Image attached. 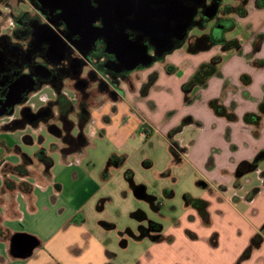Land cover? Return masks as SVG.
Returning a JSON list of instances; mask_svg holds the SVG:
<instances>
[{"label": "crops", "instance_id": "obj_1", "mask_svg": "<svg viewBox=\"0 0 264 264\" xmlns=\"http://www.w3.org/2000/svg\"><path fill=\"white\" fill-rule=\"evenodd\" d=\"M255 1L248 0L247 14L243 17L234 16V19L236 22L241 21V26L250 30V40L253 34L263 33L262 44L257 51H253L249 43L240 44L241 52L233 48L223 51L219 45L197 50L187 49L184 52L179 51L180 47H178L165 55L160 61L162 64L151 65L150 71L133 82V87L123 82L121 84L123 95L117 98L107 97L109 100L104 103V107L109 106L113 110V119L123 117L125 123L131 117L127 124H123L124 128L128 124L129 127L125 129L127 132L121 133L122 138L128 135L129 129L130 131L139 129V134L143 131L151 138L155 134H160L166 139L170 149L171 147L174 149L178 161L187 158L192 150V158L196 159L199 146L203 153L198 157L200 159L198 163L202 165L205 161V166L211 161L215 165L216 158L222 151L232 153L241 148H248V157L237 161L235 163L237 165L242 160H252L257 152L264 149V115L258 124L243 121V115L246 112H258L259 104L264 99V66L256 67L253 64L255 60L264 59V6L257 7ZM216 55L220 56L218 63L220 75H213L208 78L204 86H195L191 89L189 96L192 101L186 104L182 84L187 81L200 63L207 62ZM151 73H155L156 77L143 96L140 94V87ZM243 74L250 77L249 83L244 84L241 81ZM44 85L50 86L49 84L42 86ZM64 92L73 98L71 93ZM55 96L56 93L52 98L41 99L45 103L42 105L54 100ZM211 99L219 100L222 105L235 113L237 119L229 121L215 114L208 104ZM104 113H108V110ZM187 115L197 123L183 126L181 131L170 138L168 132ZM14 116L16 113L3 116L8 119L0 122L2 130L0 137L4 141L2 148L7 155L5 158L0 156V215L2 217L0 264H232L240 255L241 252L236 259H222L221 244L225 241L223 230L209 226L208 229L205 228L203 232H199L193 224L195 222L202 225L195 210H192L196 213L195 221L189 220V214L195 213L191 212L187 216L191 224H182L181 221L176 223L180 228L179 234L173 235L168 232L162 234L161 225L158 233L165 237L162 240H155V232L148 230L146 234H141L143 237L141 235L134 237L135 249L131 248L129 241L119 240L117 243L113 233H110L115 226L112 220L98 215V212L104 210L106 204L112 199V192L106 185L111 175L104 177L90 170L88 166L78 165L77 170L73 171L66 181L58 183L55 182L50 172L52 166L45 173L42 165L34 161L29 168L30 175L24 177L15 174L6 175L15 184L21 181L29 182L31 198L28 199L23 192L17 189L8 190L4 184L5 176L1 171L2 165L4 163L16 165L21 162V154L25 152L21 150L20 145L24 136H29L26 126L21 128L22 130L5 126ZM189 125L204 134L189 142L183 141L179 135ZM205 137L210 139L209 145L206 144ZM171 139L175 142L174 145ZM24 143H31V140H24ZM78 153L80 152L69 154L65 158L62 155L61 157L66 162L71 155ZM33 154L27 155L33 156ZM37 167L42 168L38 177L32 173ZM251 173L258 174L260 180L257 177L249 179L252 185H249L250 188L246 194L239 198L233 196L231 200L236 202L243 199L247 204L245 212L248 216L245 219L251 230L246 245L250 237L264 224V159ZM129 180L134 192V185L137 184L132 182V178ZM236 183L241 187L238 180ZM205 184H207L206 181L202 182V185ZM254 189H257L256 192L249 198ZM145 190L144 186V192ZM162 193L167 195L170 192L163 190ZM145 194L148 195L146 192ZM135 196L150 202L153 208L152 202L155 198L151 195H148L151 200L141 198L136 194ZM217 199L219 202L222 200L220 196ZM13 200L16 201L14 208L9 204ZM218 212L221 213L220 210ZM132 215L138 221L145 219V216L137 213ZM229 225L232 226L230 230L233 234L240 232L237 228L238 224ZM187 230L196 233L197 237L189 238ZM16 233L29 234L37 241L31 253L25 257H15L10 253V241ZM213 233L218 234L216 246L209 243V237ZM260 247L253 250L251 256L240 264H250V262L254 264L251 259ZM260 257L259 264H264V250Z\"/></svg>", "mask_w": 264, "mask_h": 264}, {"label": "rangeland", "instance_id": "obj_2", "mask_svg": "<svg viewBox=\"0 0 264 264\" xmlns=\"http://www.w3.org/2000/svg\"><path fill=\"white\" fill-rule=\"evenodd\" d=\"M223 3L234 5L237 2L235 0H223ZM31 9V6L26 0H0V33L7 34L10 32L14 25L12 15L21 11H29V13L32 14L34 10ZM241 23V21L236 22L234 20L233 27L224 32V38L225 40L236 38L241 45L248 43L252 45L256 34H253L250 40V30L245 26H241ZM198 33L200 32L196 29L190 32V34ZM187 49L189 48L185 43L180 47L179 51L184 52ZM154 64L160 65L162 63L159 61ZM150 67L133 71L129 77V85L132 86L133 82L150 71ZM73 88L72 84H70L64 88V91L73 95ZM54 93L53 88L44 85L40 89L32 92L23 105L29 106L30 109L34 108L37 110L39 107L43 106L42 104H45L41 99L52 98ZM99 93L95 92L93 95L96 96L97 105L90 107V120L83 128V132L88 138V144L84 147L82 152L77 155H71L65 162L61 157L60 150L52 147L53 144H61H59L54 134L48 130L47 125L44 123H40L38 127L26 125V132L29 134L31 143H24L23 140L20 145L21 150L29 155H32L40 149L47 150L53 162L50 172L55 182L58 183L66 181L71 173L77 170L78 165L82 167L88 166L90 170H93L99 175H102L104 172L109 173L111 176L106 185L109 191L112 192V199L106 204L104 210L98 212V215L112 220L111 222L115 226L110 230V233H113L117 243H119V240H126L132 245L131 248L135 249L136 242L134 237L141 235L139 226L143 225L147 227L149 221L161 224L163 227L162 234L165 232L172 233L173 235L179 234L180 228L176 223L178 221H181L182 224L190 223L187 216L192 210H195L186 201L185 196L188 195L192 198L206 200L208 203L207 212L209 214V222H202L199 216L200 219L198 220L202 225L194 222V227H197L199 232H203V230L205 228L208 229L209 226L215 229L217 227L221 228L225 238V241L221 244V258L224 260L236 259V256H238L246 246L251 227L246 224L247 221L245 218H247L246 216L248 215L245 212L247 207L245 200L237 199L238 201L236 202L231 200L233 196H235V198L244 196L250 188L249 185L251 182L248 180L253 177L258 178V174L254 175L251 172L240 177L235 176V163L244 157H248V148H241L232 153L222 151L219 157L216 158L215 165H213L211 161L205 166V161L202 165L198 163L200 161L198 157L203 153V150L198 146V151L196 152L198 155L196 159L192 158V150L191 153L187 155V158L178 161L172 155L166 139L160 134H155L151 138L146 136L143 131L139 134V129L132 131L129 129L128 135L122 138L121 133L127 132L125 129L129 127L128 124V126L124 128L123 124H127L131 120V117L130 120L125 123L123 122V117H119L116 120L113 119V110L110 109L109 106L104 107V103L109 99L106 96H99ZM19 108L20 107H16L15 110ZM51 109L54 113L53 117L48 121H44L46 123H56V119H54L56 109L54 107ZM107 110L108 113H104V111ZM15 113L17 114V112ZM105 116L109 118L108 121L104 120ZM7 119L8 117H1L0 122ZM19 129L22 130L21 128ZM0 131H2L1 127ZM77 133L78 128H75L73 134ZM198 133L199 130L197 128L189 125L188 128L180 133L179 138L189 142L204 134L199 133L198 135ZM2 140V137H0V156L1 158H5L7 155L2 148L4 145V141ZM205 140L206 144L209 145L211 142L210 139L205 137ZM113 154L119 159L123 157L119 165L108 163V159ZM68 161H70L69 164ZM38 167L32 172L36 177L42 172V168ZM127 171L131 172L132 182L135 184H143L146 188L145 192L155 198L154 203L158 205V209H153L150 206V202L135 196L131 188L130 180L126 177ZM237 180L241 187L237 185ZM204 181H206L207 184L202 185ZM163 190H168L170 193L164 195L162 193ZM218 196L222 199L220 202L217 199ZM9 204L14 208L16 201H10ZM218 210H220L221 213H219ZM133 213H137L138 215L143 214L145 219L138 221V219L132 215ZM195 219L196 213L189 214V220L195 221ZM1 220L2 217L0 215V223ZM229 224H238L237 228L240 232L233 234L231 231L232 226ZM127 229L130 230L128 231ZM118 232H120L121 235ZM150 233L152 234V232ZM186 233L189 238H191L188 235L189 233L197 237V234L191 230H187ZM146 237L149 238L148 236ZM131 248L128 249L129 253L131 252ZM263 250L264 243L260 249L254 253L251 259L254 264H259L261 252ZM135 252L137 253L138 251ZM251 263L252 262H250V264Z\"/></svg>", "mask_w": 264, "mask_h": 264}, {"label": "water", "instance_id": "obj_3", "mask_svg": "<svg viewBox=\"0 0 264 264\" xmlns=\"http://www.w3.org/2000/svg\"><path fill=\"white\" fill-rule=\"evenodd\" d=\"M41 9L63 21L69 35L60 37L56 24L48 19L46 23L34 24L32 45L45 46V56L50 65L61 64L69 54V48L76 49L83 55V49L94 48L97 42H103L108 54L114 56L115 72H130L136 68H148L157 60L149 53L146 42L159 47V56L166 55L178 48L173 37L182 41L189 31L192 18L199 7H204L206 0H139L137 4H127L122 0H38ZM221 0L211 4L210 12L205 16L211 20ZM44 10V12H43ZM127 29L136 33L131 38ZM221 27H217L220 31ZM220 35V32H219ZM74 38V39H73ZM5 42V40H4ZM5 45L7 46L8 44ZM210 48V47H207ZM13 50L18 51L17 48ZM7 51H0V87H4L0 96V117L11 116L15 107L27 101L29 94L35 91V76L43 71L44 77L50 74L49 65L34 63L33 69L20 73L3 74L10 69L5 68ZM30 52V51H29ZM29 54V53H27ZM73 73L80 75L85 62L79 57L71 59ZM31 61V59H29ZM121 66V67H120ZM40 81L39 86L43 84ZM118 90V89H117ZM120 95L123 90L119 89ZM143 237V235H141ZM36 239L25 233H16L10 241V253L15 257H25L31 253Z\"/></svg>", "mask_w": 264, "mask_h": 264}, {"label": "trees", "instance_id": "obj_4", "mask_svg": "<svg viewBox=\"0 0 264 264\" xmlns=\"http://www.w3.org/2000/svg\"><path fill=\"white\" fill-rule=\"evenodd\" d=\"M237 3L234 5L226 4V14L230 16V23L229 25L224 28V26H221V31L218 40L211 42L207 45L202 46H194L191 47L190 50H197L199 48H207L211 45H219L221 49L228 50V49H237L239 52H241L240 49V43L236 38H232L229 40H225L224 38V32L229 30L234 25V16L243 17L247 14V1L248 0H235ZM255 5L257 7L264 6L263 3L256 0ZM28 13L27 11H21L15 15H12L13 19V27L11 28L10 32L7 34H1L0 33V45H4V40L10 41L11 47H17L19 49V52H14V54L9 55L7 50H4L3 52L7 51L5 53L6 57V63L5 68L10 69L9 71H5L3 74H12L15 72L14 70H19L22 67H25L24 65L25 60L23 58V55L27 52V48H23V44H21V41H26L27 39L30 40L32 35V26L26 24V18L25 14ZM201 39V38H200ZM15 40V41H13ZM263 40V34L259 33L255 36L253 42H252V49L253 51H257L260 47V44ZM7 41V42H8ZM1 49V48H0ZM31 55V54H30ZM22 56V59L20 58ZM24 61V62H23ZM220 61V56L216 55L213 56L209 61L202 62L198 65L196 70L190 75V77L187 79L186 82L182 84V91L184 93V100L186 104H189L192 101V98L189 96V93L191 89H193L195 86H204L208 80L209 77L213 75H220V72L218 70V63ZM101 62H98L95 66H93V71L97 74L107 75V71L103 70L99 64ZM253 64L256 67H263L264 66V59L261 60H255L253 61ZM67 65V64H66ZM50 71L52 70L49 67ZM170 71V70H169ZM156 77L155 73H151L148 76V79L141 85L140 87V94L145 95L153 83L154 79ZM241 81L244 84H247L250 82V77L246 74L241 75ZM43 84H49L53 90L56 93L55 99L48 101L46 105L41 106L38 108L36 112H34L35 120L29 123V118L24 117L23 115L20 118L12 119L10 120L5 126L7 128L15 129V128H23L27 124H30L34 126L36 124L37 120L40 121H48L53 117V111L51 109L54 107L56 109L55 117L56 123H47L48 130L54 134L56 139L58 140L59 144H53L52 147L58 148L60 150V153L63 158H65L69 154L81 152L84 147L88 144V138L83 132L84 126L89 122L91 112L90 107L97 105V101L95 99L96 96H93L95 92H100L99 96H106L108 97L104 91H95L88 94H82L81 92L77 91V89L73 88V98H70L65 92L64 89L62 90L60 88V84L57 81H51L49 79H44ZM103 82V81H102ZM105 84V83H104ZM39 86V85H38ZM39 87H37L38 89ZM36 89V90H37ZM61 90V91H60ZM58 91H60L58 93ZM3 92V90H2ZM110 98V97H108ZM210 108L215 112V114L219 116L225 117L229 121H234L237 119L235 113L232 110L227 109L224 105H222L219 100L217 99H211L208 102ZM264 115V99L259 104L258 112H246L243 115V121L245 123L250 124H258ZM104 120L108 121L109 118L107 116L104 117ZM194 119L187 115L182 118L181 122L172 128L168 135L170 138L177 132L181 131L183 126L187 124L194 123ZM197 123V122H196ZM75 128H78V133L73 134V130ZM29 136L25 135L24 140H29ZM74 140L75 145L69 146V141ZM171 143L174 145V141L171 139ZM172 155L175 159H178V156L174 149L171 147ZM123 159L121 157L120 159L115 156L114 154L110 156L108 159V163H113L115 165H119L120 161ZM264 159V149L260 150L256 153V155L253 157L252 160H242L237 163L235 167V176L240 177L248 172L255 171L258 168L259 163ZM36 161L40 165H42L45 173L48 171V169L52 166L53 162L51 157H49L47 150L40 149L37 152L33 154V156H29L25 153L21 154V162L16 165H10L8 163H4L2 165V174L5 176L4 184L5 187L8 190H14L17 189L21 192H23L28 199L31 198V184L27 181H21L20 183L15 184L13 181H11L8 177H6L7 174H15L21 177L28 176L31 173V170L29 169L30 166L33 164V162ZM109 173L104 172L102 175L105 177ZM127 179H131V172H126ZM257 189H254L251 192V195L249 198L256 192ZM134 192L137 196L141 198H149L148 195L144 192V185L137 184L134 185ZM186 201L189 203L191 207H193L198 215L200 216L202 222L208 223L209 222V214L207 212V206L208 203L206 200L200 199V198H192L188 195L185 196ZM140 232L141 234H146L147 231H153L156 233L154 236L155 240H162L165 237L158 233L161 230V224L149 221L148 227L140 226ZM2 233L0 229V234ZM191 238H195L193 234H188ZM169 239V238H168ZM264 240V224L260 226L257 232H255L249 239L248 244L243 249V251L240 253V255L237 257L234 263L232 264H240L242 261L248 259L253 250L260 247ZM209 243L212 246L217 245V233H213L209 238Z\"/></svg>", "mask_w": 264, "mask_h": 264}, {"label": "flooded vegetation", "instance_id": "obj_5", "mask_svg": "<svg viewBox=\"0 0 264 264\" xmlns=\"http://www.w3.org/2000/svg\"><path fill=\"white\" fill-rule=\"evenodd\" d=\"M26 1L31 6L32 8L31 10H34V11L32 14L29 13V11H27L28 13L25 14L26 24L24 25L25 26L31 25L32 33L34 30L35 23H38V24L46 23L48 22L47 20L50 19L57 25L55 29L57 30L61 38L64 39L65 35L66 36L69 35V31L68 29H66L65 24L63 23L61 19L57 18L55 14L50 15L47 10H45V12L43 10L44 13H41L38 11V9H41V5L38 0H26ZM122 1L127 4H137L139 2V0H122ZM258 1L264 4V0H258ZM215 2L216 0H206L205 6L199 7L196 10L194 17L192 18V23L189 27L190 29L185 35V38H183L182 41H177V38L173 37L172 40L174 41V45L176 46L180 45L179 47H181L183 44L186 43L188 48L190 49L191 47H194V46H202V45L205 46L215 40L217 41L218 38H220L219 32L221 30L220 31L217 30V27L219 28L221 26L222 27L224 26V28H226L230 23V16L226 14V8H225L226 4H224L223 0H221L215 16L211 20L206 21L205 16L209 14L211 4H214ZM193 29L198 30L200 33L190 34V32ZM127 32L130 34L131 38L136 37L135 32H131L128 29H127ZM32 40L33 39L31 35L30 40L27 39L26 41H21V44H23V48L25 49L27 48L28 50L27 53L29 54L25 53L23 55V58L25 60V62L24 61L23 62L25 63L24 65L26 66L20 68L19 70L16 69L14 71L15 72L19 71L20 73H24L28 71H31V72L36 71L33 69L34 63H45L47 66L49 65V67L52 70L50 74H47V76L45 77H44L45 73L43 71L41 72H38V70L36 71L39 74L35 76V80L37 82L36 88L37 87L40 88L43 85L41 84V86H38L40 81H43L44 79H49L51 81H55L56 83L58 81L60 84V88L62 90L66 88L67 85L72 84V87H74V89H77V91L81 92L82 94H88V93L90 94L94 91H104L108 97L117 98L120 96L119 89H121V84L123 82L130 84L129 77L131 73L133 71L142 69V68H136L130 72H124V71L115 72V69L118 70V68L116 67V64L118 62L114 64L112 63L114 60V56L107 53L108 48L106 44L103 43L102 41L97 42L94 48L83 49V52H82L83 55L80 54L76 49L72 48L71 46L69 48V54L67 55V58L61 64L50 65L49 63L50 59L45 56V46L42 44V45H37L36 47H34L32 45ZM7 41L5 40L6 44H8L7 46L5 44L0 45V48H1L0 51L7 50L9 52L8 53L9 55L14 54V52H17L13 50V48H17V47H14V46L11 47L10 41L8 42ZM146 44H147V49L149 50V53L151 55H154V57H156V60H157L156 62L163 60L165 56L158 55L160 51L159 47L152 46V44H150L149 41L146 42ZM18 52H19V49H18ZM74 57H79L80 62L82 63L85 62L82 72L78 76L73 73V70L71 68V65L74 64V62L71 59H73ZM20 58L22 59V56ZM29 59H31V61H29ZM98 62H101L99 66L103 70L107 71V75L106 74L100 75L95 72H92L93 66H95ZM3 89L4 87H0V96L2 94ZM60 91H58V93ZM23 104H25V102ZM23 104L16 106L20 108L17 111L14 110L15 112H17V114L12 119L20 118L23 115L24 117H28L29 123H31L32 121L35 120L34 112H36L38 109L32 110L29 108V106L27 105L25 106ZM40 123L47 124L44 121L37 120L36 124L34 126L32 125L31 126L38 127ZM27 125H30V124H27ZM68 143H69V146L75 145L74 140H70ZM149 200H151V198H149ZM152 206H153V209L158 208V205H156L154 202H152ZM141 216H144V215L142 214Z\"/></svg>", "mask_w": 264, "mask_h": 264}]
</instances>
